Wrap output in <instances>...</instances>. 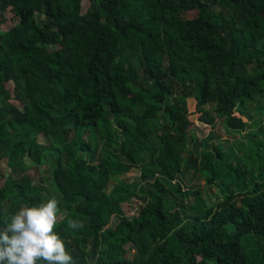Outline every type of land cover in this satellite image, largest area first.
Returning a JSON list of instances; mask_svg holds the SVG:
<instances>
[{"label":"trees","instance_id":"16d2710c","mask_svg":"<svg viewBox=\"0 0 264 264\" xmlns=\"http://www.w3.org/2000/svg\"><path fill=\"white\" fill-rule=\"evenodd\" d=\"M5 13L0 227L55 197L72 264H264V0H0ZM215 115L244 138L258 125L257 161L241 140L207 144L213 130L189 148L192 117ZM198 176L202 193L185 185Z\"/></svg>","mask_w":264,"mask_h":264},{"label":"clouds","instance_id":"9594fccd","mask_svg":"<svg viewBox=\"0 0 264 264\" xmlns=\"http://www.w3.org/2000/svg\"><path fill=\"white\" fill-rule=\"evenodd\" d=\"M59 200L51 197L39 205L19 208L0 227V264H72L66 242L54 231L62 216ZM72 229L82 228L79 220H69Z\"/></svg>","mask_w":264,"mask_h":264},{"label":"rangeland","instance_id":"374dc122","mask_svg":"<svg viewBox=\"0 0 264 264\" xmlns=\"http://www.w3.org/2000/svg\"><path fill=\"white\" fill-rule=\"evenodd\" d=\"M211 2L213 3V0H211ZM84 7H88V2L85 1L84 3ZM214 10L215 7H214ZM12 15V14H11ZM9 13H5L2 15V17H0V20H3V24H2V29L6 30L9 29V27L11 26V22H10V16ZM188 17H195L196 13H189ZM14 85L12 83H10L8 85V89H10L11 91L13 90ZM191 112L195 111V107L194 104L192 103L191 105ZM215 120H216V124L214 126V128H211L208 125H203L201 123H199L196 120V116L192 117V122H193V134H194V139L192 140L191 145L189 146L190 149L197 147L198 151H201L203 148V146L197 145V143H199L201 140H207L209 133H211V131H214V135L213 137H211V139L207 142L205 141V143L207 142V144L211 145H215L216 147H218L219 149H222L223 151H229L231 148L234 147V145H236L238 143L239 140H241L242 142L245 143L246 147L248 148L247 150V155H251L253 159H255L257 161V159L260 157L259 154L256 152V141L258 140L257 138L254 137V135H257L255 133V129L258 128V125H253V128L251 129V132L253 133V136H248L246 138L242 137L243 135H245V133H243V135L237 133L235 130L231 131V134H229L228 129L226 128L224 122H223V118L215 115ZM39 140L42 143H47V140L45 138V136L41 135L39 137ZM253 162V161H252ZM254 163V162H253ZM256 164V162L254 163V165ZM260 164L257 162V168L260 169ZM30 173L35 175L36 177L38 174L41 177H44L45 179H50L52 177V171L50 168H45V167H38L37 165H34L33 163H30ZM0 171L3 172L4 174H8V169L6 168L5 162H1L0 163ZM259 173L260 170H258ZM226 174V173H224ZM234 175V173H233ZM226 176V175H225ZM224 176V184L223 188L226 189V187H231L232 190L237 193L239 192L238 189V185L237 184H241L244 183L243 179L240 180H235L234 178H229V177H225ZM259 179V178H258ZM139 181V177H138V172L134 171L133 174L131 175V177H129V182L130 183H136ZM185 185L187 186V188H191L193 187L195 190H199L201 191V193L204 191L205 189V184H204V180L202 178V176H198L196 180L194 181H190V182H186ZM207 189V188H206ZM219 190V189H217ZM212 191V190H211ZM203 199L207 200V204L210 205L211 204V199L212 198H207V196H203ZM131 207H127L126 205L123 206V210L127 215H132L131 212ZM64 214L60 217L63 218ZM115 221V218H113L112 222ZM135 254L134 250L130 251V256H133ZM200 264H203L202 262H200Z\"/></svg>","mask_w":264,"mask_h":264}]
</instances>
